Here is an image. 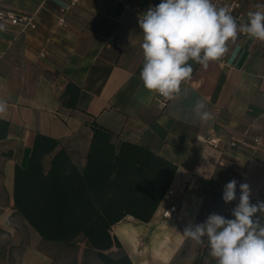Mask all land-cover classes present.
Listing matches in <instances>:
<instances>
[{
	"label": "crops",
	"instance_id": "crops-1",
	"mask_svg": "<svg viewBox=\"0 0 264 264\" xmlns=\"http://www.w3.org/2000/svg\"><path fill=\"white\" fill-rule=\"evenodd\" d=\"M212 2L217 7L239 4L232 15L241 24L255 5L264 4ZM159 3L77 0L71 6V0H0V12L35 16L38 23L37 29L25 32L0 24V100L7 102L0 120L9 124L6 138L0 140V246H7L6 236L16 232L18 219L41 239L14 209L13 198L16 166L27 164L38 133L58 140L79 168L86 165L94 124L109 130L115 143H136L177 164L170 190L150 223L127 217L113 227L134 264H166L163 251L152 250L149 258L138 249L139 236L150 228L179 234L178 228L184 232L189 224L202 223L209 216L202 214L205 204L223 201L224 186L233 179L237 198L229 203V211L239 202L241 183L249 185L251 203L264 202V42L241 33L228 44L227 54L206 68L189 61L192 78L161 109L154 101L156 93L145 89L140 79L139 27L140 17ZM69 83L80 88L74 110L61 105ZM197 101L206 105L211 120L195 116ZM210 137L245 138V143L223 154L202 141ZM256 138L261 143L255 147ZM50 162L47 157L46 169ZM236 164L246 165L242 181ZM175 205L179 212L165 220L164 211Z\"/></svg>",
	"mask_w": 264,
	"mask_h": 264
},
{
	"label": "trees",
	"instance_id": "trees-1",
	"mask_svg": "<svg viewBox=\"0 0 264 264\" xmlns=\"http://www.w3.org/2000/svg\"><path fill=\"white\" fill-rule=\"evenodd\" d=\"M79 95L80 88L69 83L62 107L76 109ZM8 127L0 120V140L6 138ZM47 157H51L48 169ZM177 170L174 162L136 143H115L114 135L97 124L84 168L60 148L58 140L38 133L27 164L15 169L14 209L42 241L72 244L83 237L101 264H134L125 251L118 257L109 254L114 248L123 250L113 227L127 217L150 223ZM206 257L211 256L205 241L193 264Z\"/></svg>",
	"mask_w": 264,
	"mask_h": 264
},
{
	"label": "clouds",
	"instance_id": "clouds-1",
	"mask_svg": "<svg viewBox=\"0 0 264 264\" xmlns=\"http://www.w3.org/2000/svg\"><path fill=\"white\" fill-rule=\"evenodd\" d=\"M247 22L238 23L230 9L217 7L212 0H161L140 17L143 67L140 79L145 89L165 99H174L182 83L190 80L193 67L189 61L207 67L229 51L239 34L264 42V4L247 13ZM206 105L197 101L193 111L202 121L211 120ZM7 102L0 100V114ZM239 202L232 209L233 219L212 213L200 224H189L184 235L197 244H205L216 264H264V202L251 203V189L241 183ZM237 181L224 186L225 203L236 200Z\"/></svg>",
	"mask_w": 264,
	"mask_h": 264
},
{
	"label": "rangeland",
	"instance_id": "rangeland-1",
	"mask_svg": "<svg viewBox=\"0 0 264 264\" xmlns=\"http://www.w3.org/2000/svg\"><path fill=\"white\" fill-rule=\"evenodd\" d=\"M220 200L218 198L212 203L207 202L202 214L204 216H206L205 212L222 216L231 214L233 208L228 210L230 204ZM233 218L231 215V219ZM17 225L16 232L11 230L6 236L7 246H0V264H101L96 253L89 248L83 237H79L72 244L45 242L39 239L26 224L21 226L19 219ZM176 231L179 234L168 230L163 232L161 228H150L139 236L138 249L145 252L149 258L152 256V250L157 249V253L163 251V262L166 264H193L197 256L202 253L205 244H197L186 237L179 228ZM123 251L124 249L114 248L109 254L118 257ZM201 264H216V260L213 257H206Z\"/></svg>",
	"mask_w": 264,
	"mask_h": 264
},
{
	"label": "built area",
	"instance_id": "built-area-1",
	"mask_svg": "<svg viewBox=\"0 0 264 264\" xmlns=\"http://www.w3.org/2000/svg\"><path fill=\"white\" fill-rule=\"evenodd\" d=\"M218 1H225V0H217V2ZM76 4H77V0H71V6H75ZM238 7H239V4H237V3L236 4L233 3L230 6H226V8L230 9L231 13H233L234 10ZM64 22L65 21L63 18H61L59 20V23L61 25H63ZM0 24L17 27L22 32H25L28 30H35L38 27V23H37L35 16H28V15H24V14H9V13H5V12H0ZM46 55H47L46 52H44L42 54L43 57H45ZM171 100L172 99H170V100L165 99V98L161 97L160 95H158L157 93L154 96L155 103H157L159 108H161V109L167 108L170 105ZM202 141L204 143L208 144L209 146H212L213 148L221 151L223 154H225L227 149H229V148H235V147L244 145L245 138L232 137L228 140H223V139L218 138V137H210V138H206V139L202 138ZM260 143H261V138L254 139L255 147L257 145H259ZM223 165H224V162H223ZM234 168L239 175L240 181H242L246 177V173H247L246 165L245 164H236L234 166ZM178 212H179V206L175 205V206H172L171 208L165 210L163 213V217L165 220H169V219L174 218Z\"/></svg>",
	"mask_w": 264,
	"mask_h": 264
}]
</instances>
